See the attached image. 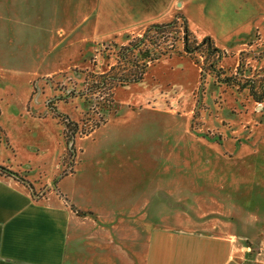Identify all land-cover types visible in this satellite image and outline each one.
Instances as JSON below:
<instances>
[{
	"label": "rangeland",
	"instance_id": "374dc122",
	"mask_svg": "<svg viewBox=\"0 0 264 264\" xmlns=\"http://www.w3.org/2000/svg\"><path fill=\"white\" fill-rule=\"evenodd\" d=\"M209 3L219 15L199 7L191 32L198 40L212 36L226 48L222 64L231 72L243 58L246 68H264V0ZM227 6L232 15L220 13ZM202 9L206 14H199ZM129 10V0H0V124L15 148L6 146L0 131V156L12 163L23 159L26 169L17 174L33 184L27 172L34 171L33 193L43 198L74 172L80 139L95 136L83 142L88 153L82 160L95 166L100 187L105 186L98 190L103 199L134 196L148 204V211L159 208L172 216L190 203L194 209L199 200L200 214L217 219L222 228L225 222L243 228L253 237L247 240L251 245L264 248V205H259L264 200V102L217 84L211 74L203 77V58L184 53L163 57L141 82L118 86L112 97L109 90H91L90 73H103L114 61L113 42H126L140 30L95 34L73 47L66 34L74 28L76 41L97 27L101 32L123 26L132 20ZM229 26L233 29L224 30ZM4 39L11 42L3 47ZM178 50L181 41H176ZM22 53L35 59L25 65ZM60 68L65 70L45 75ZM70 121L78 125L67 127ZM37 144L48 145L52 160L29 169L28 164L36 165L28 160ZM112 173L121 180L116 189L106 181ZM157 202L166 205L156 207Z\"/></svg>",
	"mask_w": 264,
	"mask_h": 264
},
{
	"label": "crops",
	"instance_id": "0c3cea01",
	"mask_svg": "<svg viewBox=\"0 0 264 264\" xmlns=\"http://www.w3.org/2000/svg\"><path fill=\"white\" fill-rule=\"evenodd\" d=\"M129 4V13L125 12L131 16L130 22L101 32L97 27L92 34H82L76 41L72 28L66 34V41L71 40L73 47L75 42L83 43L95 34L108 36L136 28L141 34L149 25L171 21L176 15H183L194 30L199 7L219 15L216 7L208 5V0H129ZM203 9L199 14H206ZM220 13L232 15L233 12L227 6ZM231 29L229 26L224 30ZM10 42V39L2 40L3 47ZM216 44L226 50L217 40ZM22 57L25 65L31 63L32 57L35 59L30 53H22ZM28 68L32 70V65ZM64 70L50 69L45 75ZM35 74V71L31 73ZM0 131L6 146L15 151L8 131L1 124ZM94 137L80 139L74 172L57 182V193L52 191L43 198L33 193L37 187L34 171L27 172L29 181L33 182L30 184L0 168V264H264V248L251 245L247 241L253 238L249 233L243 228L229 227L227 222L222 228L217 219L200 214L195 207L199 200L194 203V209H189L193 206L190 203L186 205L189 211L172 216L171 211L162 213L159 208L148 211V204L138 203L134 196L126 201L103 199L98 190L105 186L100 187L103 181L97 176L95 166L83 163L88 153L83 142ZM2 142L0 134V146ZM48 148L47 144L31 147L33 158L28 163L34 160L36 165L27 163L29 169L52 160ZM16 162L0 156V166L15 172L26 169L21 168L25 164L23 159ZM115 175L106 176L113 189L121 183ZM167 203L170 207V200ZM260 203L264 205V200ZM165 205V202L156 203V207Z\"/></svg>",
	"mask_w": 264,
	"mask_h": 264
},
{
	"label": "trees",
	"instance_id": "16d2710c",
	"mask_svg": "<svg viewBox=\"0 0 264 264\" xmlns=\"http://www.w3.org/2000/svg\"><path fill=\"white\" fill-rule=\"evenodd\" d=\"M176 41L182 42V50L178 52H175ZM113 47L114 52L111 54L115 55V58L109 64V69L103 73L91 72L90 77L87 76L91 90L106 89L109 90L108 95L112 97L114 89L118 86L141 82L149 67L163 57L184 53L195 60L203 58V77L211 74L217 84L245 90L256 102H264V68L258 71H253L251 67L246 68V61L243 58L235 73L229 71L222 64L226 56L225 50L216 44L212 36L198 40L189 29L183 15H176L168 22L151 24L143 33L129 35L126 42L121 44L113 42ZM102 104L103 110L104 108L107 110L108 106H104L106 103ZM72 123L70 121L67 127ZM73 124L75 127L78 125ZM0 168L8 170L4 166ZM8 173L18 175L13 170H8Z\"/></svg>",
	"mask_w": 264,
	"mask_h": 264
}]
</instances>
